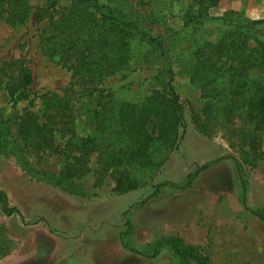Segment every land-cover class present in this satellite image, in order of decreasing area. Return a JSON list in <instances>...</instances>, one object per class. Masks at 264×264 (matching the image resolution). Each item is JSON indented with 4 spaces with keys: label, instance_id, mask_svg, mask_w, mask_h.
I'll return each instance as SVG.
<instances>
[{
    "label": "rangeland",
    "instance_id": "rangeland-1",
    "mask_svg": "<svg viewBox=\"0 0 264 264\" xmlns=\"http://www.w3.org/2000/svg\"><path fill=\"white\" fill-rule=\"evenodd\" d=\"M99 1L133 19L152 15L149 34L174 36L170 57L173 86L186 108L184 138L162 164L165 152L157 150L154 166L126 167L137 183L128 192L116 190V174L100 172L97 154L86 174L63 178L64 157L27 150L16 123L27 111L42 110L44 93L62 94L72 73L42 54L43 25L30 20L11 27L0 18V64L22 60L33 76L25 100L0 88V192L16 210L7 216L0 204V264H181L170 244L159 245L169 239L193 251L187 264H250L254 253H264V220L255 215H264V128L224 124L191 70L194 51L226 31L225 13L263 20L264 0H219L202 21L198 0ZM54 2L56 9L72 5L30 0L35 8ZM152 49L137 37L131 67L105 81L106 93L119 103L139 102L160 88L161 64ZM251 78L263 81L264 74Z\"/></svg>",
    "mask_w": 264,
    "mask_h": 264
},
{
    "label": "trees",
    "instance_id": "trees-1",
    "mask_svg": "<svg viewBox=\"0 0 264 264\" xmlns=\"http://www.w3.org/2000/svg\"><path fill=\"white\" fill-rule=\"evenodd\" d=\"M71 1L70 7L56 9L57 2L35 8L30 0H0V18L11 27L25 26L30 20L43 25L39 35L42 54L72 73L62 94L44 93L40 97L42 110L19 117L18 139L38 154L62 155L66 161L63 178L86 174L89 158L97 154L100 172L116 174V190L128 192L136 189L137 183L125 173L126 167L150 168L157 150H164L160 165L178 150L184 138L186 108L173 86L170 57L174 36L169 30L158 37L149 34L152 15L133 19L99 0ZM218 3L198 0L196 19L205 20ZM221 21L226 27L223 35L194 51L191 79L202 84L204 96L224 124L237 120L264 128V79L251 78L253 72L264 74V19L252 21L230 12ZM139 36L157 54L161 87L139 102L119 103L103 85L131 67L133 45ZM32 84L33 76L22 60L0 64V88L8 89L17 99H27ZM193 120L201 127L197 117ZM8 133L13 138L12 132ZM193 180L189 177L187 184ZM245 194L244 188V207ZM0 204L7 216L16 213L3 192ZM255 215L264 220L263 214ZM163 244L172 246L181 264L194 256L178 239L159 243ZM157 254L155 250L153 256Z\"/></svg>",
    "mask_w": 264,
    "mask_h": 264
},
{
    "label": "crops",
    "instance_id": "crops-1",
    "mask_svg": "<svg viewBox=\"0 0 264 264\" xmlns=\"http://www.w3.org/2000/svg\"><path fill=\"white\" fill-rule=\"evenodd\" d=\"M249 261H250V264H264V253L262 252L254 253L249 258Z\"/></svg>",
    "mask_w": 264,
    "mask_h": 264
}]
</instances>
